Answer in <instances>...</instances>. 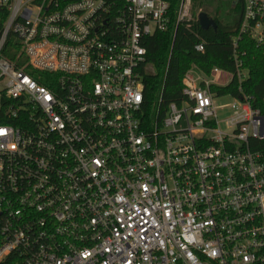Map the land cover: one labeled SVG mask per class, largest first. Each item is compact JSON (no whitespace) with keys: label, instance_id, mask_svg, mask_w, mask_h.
Wrapping results in <instances>:
<instances>
[{"label":"built area","instance_id":"built-area-1","mask_svg":"<svg viewBox=\"0 0 264 264\" xmlns=\"http://www.w3.org/2000/svg\"><path fill=\"white\" fill-rule=\"evenodd\" d=\"M169 11L0 0V264H264L261 110L217 105L233 75L192 68L146 116L144 43ZM193 20L180 0L176 25ZM260 28L264 0H245L241 33Z\"/></svg>","mask_w":264,"mask_h":264},{"label":"trees","instance_id":"trees-1","mask_svg":"<svg viewBox=\"0 0 264 264\" xmlns=\"http://www.w3.org/2000/svg\"><path fill=\"white\" fill-rule=\"evenodd\" d=\"M166 1L170 4L169 29L147 37L144 43L147 56L141 72L146 116H163L171 103L181 101L182 80L192 68L206 75L215 68L232 74L234 78L228 85L216 86L214 90L240 99L246 96L264 115V44H258L248 33L240 31L245 0H236L239 17L234 25L224 24L214 17L218 27L208 30L202 29L198 21L199 14L206 12L207 0H192L194 20L179 25H176V13L180 0ZM9 43H12L11 38ZM199 45L204 46L203 52L196 49ZM149 65L151 71H147ZM238 69L243 75L240 83Z\"/></svg>","mask_w":264,"mask_h":264},{"label":"rangeland","instance_id":"rangeland-1","mask_svg":"<svg viewBox=\"0 0 264 264\" xmlns=\"http://www.w3.org/2000/svg\"><path fill=\"white\" fill-rule=\"evenodd\" d=\"M236 0H207V7L204 8V10L209 14V17L213 19L214 17H217L219 20H221L224 24L227 25H234L239 17L238 12L235 10L236 7ZM205 12V13H206ZM199 14V13H198ZM193 15V13H192ZM262 31V28L258 29L257 31L254 32H249V36L252 39H255L258 44H264V37H263V42L260 43L257 38V35L260 34ZM255 36V37H253ZM264 36V34H263ZM151 66H147V71H151ZM216 69V68H215ZM228 76L225 74H221L217 76L218 81L221 83H228L225 82L227 80ZM228 85V84H227ZM233 101L232 97L225 95L222 97H219L216 99V104L217 105H222L226 103H231ZM231 115V112L226 110L224 112L220 111L219 112V119L224 120L228 116Z\"/></svg>","mask_w":264,"mask_h":264},{"label":"water","instance_id":"water-1","mask_svg":"<svg viewBox=\"0 0 264 264\" xmlns=\"http://www.w3.org/2000/svg\"><path fill=\"white\" fill-rule=\"evenodd\" d=\"M198 21L202 29L208 30L210 28L217 29V24L216 22L211 19L208 14L206 13H200L198 16Z\"/></svg>","mask_w":264,"mask_h":264},{"label":"crops","instance_id":"crops-1","mask_svg":"<svg viewBox=\"0 0 264 264\" xmlns=\"http://www.w3.org/2000/svg\"><path fill=\"white\" fill-rule=\"evenodd\" d=\"M221 74H222V75H223V74H225V75H226V74H228V73H226V72H224V71H223V72H221ZM221 74H220V75H221Z\"/></svg>","mask_w":264,"mask_h":264}]
</instances>
